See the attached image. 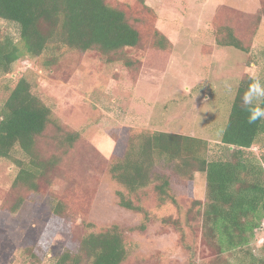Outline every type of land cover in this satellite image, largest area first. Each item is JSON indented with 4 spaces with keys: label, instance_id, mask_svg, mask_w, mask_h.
<instances>
[{
    "label": "rangeland",
    "instance_id": "rangeland-1",
    "mask_svg": "<svg viewBox=\"0 0 264 264\" xmlns=\"http://www.w3.org/2000/svg\"><path fill=\"white\" fill-rule=\"evenodd\" d=\"M104 1L138 31L136 47L113 54L65 47L40 57L22 53L0 76V106L23 77L52 112L35 141L33 155L49 164L36 191L14 186V160L25 158L19 148L0 159V264H54L88 233L139 226L142 214L118 205L119 187L109 174L127 140L137 145L140 135L180 134L207 142L206 160H228L234 149L220 140L237 89L248 78L264 82V0ZM228 32L244 51L225 45ZM5 35L22 50L17 27L0 19V38ZM71 134L77 139L69 146ZM191 176H171L176 205H160L152 184L139 196L150 221L126 236L130 253L122 264H241L245 252L220 254L212 238L204 239L205 175ZM263 241L264 219L249 245L256 258L263 257Z\"/></svg>",
    "mask_w": 264,
    "mask_h": 264
},
{
    "label": "trees",
    "instance_id": "trees-1",
    "mask_svg": "<svg viewBox=\"0 0 264 264\" xmlns=\"http://www.w3.org/2000/svg\"><path fill=\"white\" fill-rule=\"evenodd\" d=\"M0 19L17 27L22 45L19 50L10 36L0 38L1 77L10 73L22 53L40 57L65 47L80 53L98 50L113 54L134 48L140 42L138 31L124 12L104 0H0ZM225 45L245 49L231 32L227 33ZM45 65H50L47 58ZM253 80L248 78L240 83L222 132L221 144L234 149L228 160H206L203 153L207 142L180 134L140 135L137 145L127 140L123 155L112 163L109 174L119 187L118 205L142 214V222L135 228L112 225L88 233L80 239L75 252L64 251L54 264L124 263L130 253L126 236L146 230L150 221L138 204L139 196L152 184L160 205L166 200L176 205L169 194L171 176L190 180L195 171L205 175L206 196L200 213L204 239L212 238L220 254L245 252L241 264H264V241L263 257L256 258L249 251L254 231L264 219V151L260 150L264 119L249 123L241 102ZM51 123V110L33 94L25 78L17 79L0 106V159H11L16 147L25 155L14 160L18 169L14 186L36 191V180L44 176L49 164L33 155L35 141ZM76 139L73 134L65 137L69 146ZM252 147H257L258 153L245 154ZM157 167L170 176L156 171ZM59 210L56 205L55 215ZM173 225L176 228L177 223Z\"/></svg>",
    "mask_w": 264,
    "mask_h": 264
},
{
    "label": "clouds",
    "instance_id": "clouds-1",
    "mask_svg": "<svg viewBox=\"0 0 264 264\" xmlns=\"http://www.w3.org/2000/svg\"><path fill=\"white\" fill-rule=\"evenodd\" d=\"M241 102L248 112L249 123L264 119V82L259 78L254 79L242 94Z\"/></svg>",
    "mask_w": 264,
    "mask_h": 264
}]
</instances>
